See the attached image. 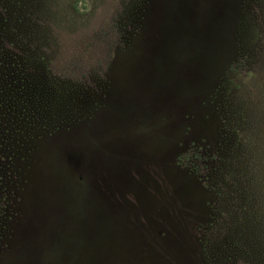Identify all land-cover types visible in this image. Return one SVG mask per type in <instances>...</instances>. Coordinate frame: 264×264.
<instances>
[{
  "label": "rangeland",
  "instance_id": "rangeland-1",
  "mask_svg": "<svg viewBox=\"0 0 264 264\" xmlns=\"http://www.w3.org/2000/svg\"><path fill=\"white\" fill-rule=\"evenodd\" d=\"M1 49L51 109L0 114V264H264V0H0Z\"/></svg>",
  "mask_w": 264,
  "mask_h": 264
},
{
  "label": "trees",
  "instance_id": "trees-1",
  "mask_svg": "<svg viewBox=\"0 0 264 264\" xmlns=\"http://www.w3.org/2000/svg\"><path fill=\"white\" fill-rule=\"evenodd\" d=\"M25 65L28 66L29 63L27 64L24 59L7 55L5 51L0 50V114H3L6 118V112L23 113L30 110L33 107L32 105H39V109H42L45 104L46 110L51 109V102L47 99L45 91L41 90L36 83L22 81L25 76L21 78L23 74L21 69L22 67L27 68ZM30 100H32V105L29 104ZM17 131L18 129L11 131L10 126L7 125L6 127L4 122L0 120V135L6 134L13 138L12 133H14L16 138L25 137L23 130L15 134ZM12 144L11 139H9L4 144V149L9 150V148H12ZM22 159L25 160V157Z\"/></svg>",
  "mask_w": 264,
  "mask_h": 264
}]
</instances>
